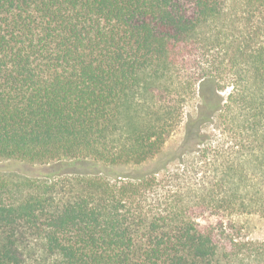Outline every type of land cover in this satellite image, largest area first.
<instances>
[{"label": "trees", "instance_id": "1", "mask_svg": "<svg viewBox=\"0 0 264 264\" xmlns=\"http://www.w3.org/2000/svg\"><path fill=\"white\" fill-rule=\"evenodd\" d=\"M1 161L0 264H264V0H0Z\"/></svg>", "mask_w": 264, "mask_h": 264}, {"label": "rangeland", "instance_id": "2", "mask_svg": "<svg viewBox=\"0 0 264 264\" xmlns=\"http://www.w3.org/2000/svg\"><path fill=\"white\" fill-rule=\"evenodd\" d=\"M190 112L193 109L189 110ZM184 137L183 127L180 128L176 134L168 141L163 153L157 158V160L147 164L146 168L153 167L160 159H162L167 153L175 150ZM48 166H32L27 163L19 161H1L0 173L2 174H16V175H37L47 171ZM237 225L241 230V235L245 239L261 240L264 239V219L259 215H242L236 218Z\"/></svg>", "mask_w": 264, "mask_h": 264}]
</instances>
